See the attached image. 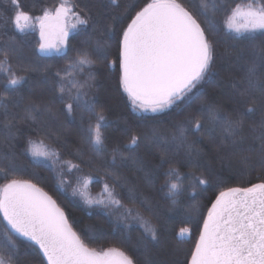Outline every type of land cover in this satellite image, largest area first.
<instances>
[{
    "label": "snow or ice",
    "instance_id": "1",
    "mask_svg": "<svg viewBox=\"0 0 264 264\" xmlns=\"http://www.w3.org/2000/svg\"><path fill=\"white\" fill-rule=\"evenodd\" d=\"M111 3L119 6L118 0ZM8 6L13 10L12 22L18 31L25 32L38 25L41 54L55 51L67 55L71 50L69 38L87 35L75 49L77 59L62 70L63 75L58 70L55 76L67 118L74 119L77 110L82 120L85 114L90 117L85 129L86 142L92 146L94 157L110 154V160L101 162L100 166L111 183L106 182L100 196L92 198L86 191L92 182L88 176L73 194L78 192L89 205L116 209L125 228L131 227L129 221L136 222L142 232L133 246L142 250L143 259L120 247H90L86 240L104 235L99 225H86L78 230L80 222L70 220L65 209L38 183L10 179L0 186V216L12 233L30 242L26 245L30 251L21 253L16 239L9 234L7 253L0 254V264H167L160 254L177 255L179 249L167 247L162 225H153L141 211L126 207L117 198L116 188L127 187L132 194L131 202L136 203L138 189L115 168L116 161L130 162L144 173L141 179L154 186L158 169L172 163L167 158L169 151L174 154L183 151L187 165L200 171L204 149L199 146L204 144L205 137L214 140L217 133L221 144L233 147L244 168L260 169L261 182L248 187H227L214 200H209L211 206L206 216H202L199 237L187 264H264V0L235 4L203 0L195 11L181 0H146L121 30L112 60L108 59L112 44L107 40L115 30L103 21L108 18L115 21L117 17L106 15L104 0H60L55 7L43 8L39 16L25 11L20 0H8ZM220 13H223V29L234 34V47L246 46L236 51V62L244 75L231 84L233 96L229 110L203 86L217 75L212 69L217 59L216 37L220 29L213 18ZM93 33L103 38L94 45ZM98 61L119 66L118 86L127 94L133 111L159 113L173 107L179 110L181 119L172 124L170 134L156 127L144 134L145 140L166 146L157 164L149 165L135 154L141 143L138 135L131 136L128 144L117 143L109 149L102 132L106 117L102 110L97 111L98 101L91 92L96 86L94 70ZM0 72L7 76L6 89H18L26 82V77L13 69L7 51L0 59ZM42 109L50 111L46 104L29 103L24 119L37 122ZM257 112L261 113L259 121L245 129V117ZM12 128L11 123L4 125L8 133ZM28 145L25 151H30L34 158L50 160L53 167L59 161V153L43 141L29 139ZM81 163L91 168L96 160H81ZM79 167L71 165V168ZM204 170L209 177L213 175L209 168ZM0 173L5 178L8 175L4 169ZM163 176L164 183L158 191L167 189L165 198L176 204L182 190L180 173L169 167ZM186 178L193 182V188L210 182L203 172L199 176L188 173ZM217 183L225 181L218 177ZM196 195L194 191L192 198ZM139 204L150 216L156 215L148 197L141 198ZM189 231L182 229L179 235ZM127 243H132L130 238Z\"/></svg>",
    "mask_w": 264,
    "mask_h": 264
},
{
    "label": "trees",
    "instance_id": "2",
    "mask_svg": "<svg viewBox=\"0 0 264 264\" xmlns=\"http://www.w3.org/2000/svg\"><path fill=\"white\" fill-rule=\"evenodd\" d=\"M146 2V0H118V5L112 4L111 0H104V11L107 16H116L113 21L108 18L103 21L105 25H111L115 30L114 35L109 37L107 42L112 44L109 49L108 59H115V41L119 38L121 30L129 22L128 18L135 14ZM150 2V0H149ZM195 11L203 0H181ZM210 3L211 0H208ZM225 2L246 3L248 0H225ZM60 0H20V4L30 15L39 16L42 9L57 6ZM13 10L8 6V0H3L0 5V59H3L4 52L9 54V60L13 69L20 76L26 77V82L18 89H6L7 76L0 72V169L8 172L5 178L4 173H0V186L10 179L31 180L38 183L45 191L52 195L54 199L65 209L69 219H76L80 222L78 226L99 225L104 235L101 238L86 240L90 247L97 249L104 247H120L128 251L139 259H143L142 250L135 248L134 242L141 235L142 229L139 225L125 228L114 225L106 213L96 209L88 210L83 204L76 202L67 193L58 189L54 172L41 162L34 161L25 152L28 140L43 141L53 151L59 153V158L80 165L78 171L84 172L92 177V182L88 186L91 192H98L106 182L110 180L104 177L101 162L110 160V154L95 156L92 146L86 142V127L89 122V115L85 114L81 119L80 110H77L74 119H68L63 101L60 99L59 83L55 72L68 67L77 59L75 49L80 47V42L87 39V35L72 37L70 49L67 55L53 52L50 55L41 54L39 48V36L35 30L25 32L18 31L12 22ZM203 19V17H201ZM219 31L217 39V59L212 71L217 73L211 80L203 86L211 93H214L225 110L231 107L230 101L233 96L231 84L234 80H239L243 75V69L236 62V51L245 48V45H235L234 34L223 29V13L214 18ZM206 26V25H205ZM91 31V30H89ZM103 39L96 33L92 35V44ZM259 43V40L257 41ZM12 49H15L14 51ZM91 50V49H89ZM95 59V57H93ZM86 74V73H85ZM95 87L91 90L97 99V111H103L106 117L105 126L102 132L106 137L109 149L115 144L121 146L130 143L133 135L141 136L140 147L135 150V154L142 157L149 165L158 163L159 156L164 152L165 145L154 144L150 140L144 139V134L152 127L172 132V124L181 119L179 110L175 107L166 109L159 113H140L132 110L127 94L118 86L119 66H110L98 61L94 70ZM79 78V77H78ZM36 102L48 105L50 111L43 110L38 116L37 122L24 119L25 108L29 103ZM261 113L249 114L245 117L244 127L255 125L260 119ZM15 118V119H13ZM6 123L13 125L11 133L4 129ZM92 123H95L92 118ZM205 142L199 147L204 149V161L200 171H195L189 167L183 151L174 154L169 151L168 159L171 164H164L158 169L157 179L154 186L147 185L141 177L144 173L139 171L130 162L122 164L118 159L115 168L124 176L129 178L130 183H135L138 193L135 196L136 203L131 202L132 194L128 188L117 187L116 192L122 203L126 207L138 209L146 219L151 220L153 225L163 226L167 236V247L179 249L177 255L161 253L160 256L167 261V264H187L190 260L189 253L194 249L202 227V216H206L207 208L211 206L209 200H214L220 191L227 187H248L251 183H259L261 171L244 168L240 163L239 156L233 151L229 144H221L220 134L217 133L215 139L204 138ZM79 149V151H78ZM211 149V151H209ZM83 153V155H81ZM125 154H128L125 152ZM95 159L96 164L88 167L81 163V160ZM174 167L178 169L181 177L182 190L176 198L177 203L165 198L164 191H158L164 183V171ZM209 168L213 175L205 171ZM195 172V175L204 173L210 182L208 185L192 187V181L186 178V174ZM222 178L225 183H217V178ZM196 192L195 199L192 193ZM148 197L154 206L155 216H150L140 207L139 200ZM189 229L186 236H180L182 229ZM16 239L20 252L30 251L26 245L30 242L24 238L17 237L7 227V222L0 216V254L7 253V239ZM131 239L132 243H127ZM46 264V262H45Z\"/></svg>",
    "mask_w": 264,
    "mask_h": 264
},
{
    "label": "rangeland",
    "instance_id": "3",
    "mask_svg": "<svg viewBox=\"0 0 264 264\" xmlns=\"http://www.w3.org/2000/svg\"><path fill=\"white\" fill-rule=\"evenodd\" d=\"M28 30H31V29H28ZM32 30H35L37 32V34L39 35L38 25L36 26V28H34ZM38 51H39V48H38ZM53 52H55V51H53ZM129 103H130V101H129ZM149 114H152V113L149 112ZM36 142L39 143L40 141L36 140ZM28 147H29V145L26 146V148H28ZM47 147L49 149L53 150L49 146H47ZM25 152H27L28 155L34 161L41 162L45 166H47V167L49 166L51 168V170L55 174L58 189H61L62 191L67 193L69 195V197L72 198L73 200H76V202L83 204L86 208H88V210L96 209L102 213H106V215L109 217L111 222L114 223V225L125 227L124 223L119 221V212H117L116 209H114V208L113 209H106V208L96 206V205H89V204L85 203L84 199L79 195L78 192L75 195L73 194L74 189H80L82 184H83L84 179L89 176L84 172H81V171L79 172L78 169H76V168H71V165H75L73 162L59 158V161L56 162L55 166L53 167L52 162L50 160H45L44 158H34L30 151H25ZM61 180H63L64 182L61 183ZM89 185H90V183L88 184V186ZM88 186H87L86 191H87V194L92 198L99 197L103 188H104V186H103L102 190H100L98 192H93V191L91 192L90 191L91 189ZM120 211H122V210H120ZM112 212H116V214L115 215L110 214ZM128 223L131 224V227L138 225L134 221H129ZM187 234H188V232L185 233L183 236H186Z\"/></svg>",
    "mask_w": 264,
    "mask_h": 264
},
{
    "label": "flooded vegetation",
    "instance_id": "4",
    "mask_svg": "<svg viewBox=\"0 0 264 264\" xmlns=\"http://www.w3.org/2000/svg\"><path fill=\"white\" fill-rule=\"evenodd\" d=\"M39 36V35H38ZM39 43H40V36H39Z\"/></svg>",
    "mask_w": 264,
    "mask_h": 264
},
{
    "label": "water",
    "instance_id": "5",
    "mask_svg": "<svg viewBox=\"0 0 264 264\" xmlns=\"http://www.w3.org/2000/svg\"><path fill=\"white\" fill-rule=\"evenodd\" d=\"M198 240V239H197Z\"/></svg>",
    "mask_w": 264,
    "mask_h": 264
}]
</instances>
